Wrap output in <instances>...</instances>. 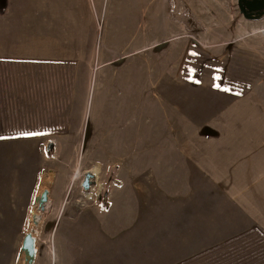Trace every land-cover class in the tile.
Here are the masks:
<instances>
[{
    "label": "rangeland",
    "instance_id": "1",
    "mask_svg": "<svg viewBox=\"0 0 264 264\" xmlns=\"http://www.w3.org/2000/svg\"><path fill=\"white\" fill-rule=\"evenodd\" d=\"M136 6L138 24L151 12L156 31L174 28L142 44L133 35ZM244 9L255 12L248 0H70V64H59L66 71L55 73L49 63H33V74L17 63L0 65L10 74L0 77V89L20 106L34 103L2 106L0 90V264H25L28 231L37 237L34 264L67 263L62 247L53 246L60 210L50 201L40 208L45 189L70 196V181L80 189L88 171L117 180L116 165L146 161L142 148L177 146L194 131L210 134L208 124L228 100L264 97V10ZM23 81L36 85L33 99L19 97ZM237 243L264 246L253 237ZM216 247L178 264H193ZM227 252L242 256V246ZM227 252L201 262L242 264ZM247 254V264H264Z\"/></svg>",
    "mask_w": 264,
    "mask_h": 264
},
{
    "label": "crops",
    "instance_id": "2",
    "mask_svg": "<svg viewBox=\"0 0 264 264\" xmlns=\"http://www.w3.org/2000/svg\"><path fill=\"white\" fill-rule=\"evenodd\" d=\"M83 9L86 18L90 4ZM134 18L142 44L174 28L156 31L151 12L138 24L137 6ZM15 63L28 74L38 70L33 63L67 70L59 64H70V0H0V65ZM2 76L10 74L0 68ZM22 83L19 97L33 99L36 85ZM0 90L2 106L21 105ZM224 108L208 124L210 134L148 145L145 162L115 166L117 180L95 178L89 190L70 181V196L49 190L50 207L60 210L53 246L62 247L66 264H178L212 246H248L230 243L245 234L264 236V97L248 93Z\"/></svg>",
    "mask_w": 264,
    "mask_h": 264
},
{
    "label": "water",
    "instance_id": "3",
    "mask_svg": "<svg viewBox=\"0 0 264 264\" xmlns=\"http://www.w3.org/2000/svg\"><path fill=\"white\" fill-rule=\"evenodd\" d=\"M249 6L255 11L262 13L261 10L264 8V0H249ZM95 175L88 171L85 173V178L82 181V186L85 190H89L91 185L94 183ZM49 189H45L40 198V208L41 210L46 209V205L49 202ZM22 252L25 254V264H34L37 254H38V244L37 237L30 231L26 232L24 235L22 246Z\"/></svg>",
    "mask_w": 264,
    "mask_h": 264
},
{
    "label": "trees",
    "instance_id": "4",
    "mask_svg": "<svg viewBox=\"0 0 264 264\" xmlns=\"http://www.w3.org/2000/svg\"><path fill=\"white\" fill-rule=\"evenodd\" d=\"M244 13L247 14V15H252V14H254L256 12H249V11H247V10L244 9ZM250 237H253L257 241V243H264V236L262 235L259 238L255 234H245L243 236H240L238 238H235L234 240H230V243H233V242H236L237 243L239 241H244V242H247L248 241L249 242V238ZM232 247H235V246H218V247L212 249L211 250L212 252L211 251L204 252L203 254H201L200 256L196 257L194 260H192V261H194L193 264H195V261L197 262L196 264H205V262H201L202 259H203V257H206V258H209L210 257L211 258L213 255L223 254L225 250H226V252L227 251H230V249ZM248 251L251 254L250 255V259H248V260L252 261L253 260L252 256H254V260L256 259L254 262L258 261L257 258L259 256L261 257L260 260H262V259L264 260V246H242V252H243L242 256H239L238 253H236V255L234 256L232 254V252H227V254L228 255L231 254V257H235L233 260H237V261H239V258L241 257V259H243L242 260L243 261L242 264H247V261L245 262V260L247 258H249L247 256L248 255L247 254ZM209 252H211V253H209ZM183 264H190V262H186V263H183ZM258 264H260V262H258Z\"/></svg>",
    "mask_w": 264,
    "mask_h": 264
},
{
    "label": "bare ground",
    "instance_id": "5",
    "mask_svg": "<svg viewBox=\"0 0 264 264\" xmlns=\"http://www.w3.org/2000/svg\"><path fill=\"white\" fill-rule=\"evenodd\" d=\"M76 174H78V173H76ZM76 176H77V175H76ZM40 217H41V216H40L39 214H36V215H35V220H39Z\"/></svg>",
    "mask_w": 264,
    "mask_h": 264
},
{
    "label": "snow or ice",
    "instance_id": "6",
    "mask_svg": "<svg viewBox=\"0 0 264 264\" xmlns=\"http://www.w3.org/2000/svg\"><path fill=\"white\" fill-rule=\"evenodd\" d=\"M32 133H20V135H31Z\"/></svg>",
    "mask_w": 264,
    "mask_h": 264
},
{
    "label": "flooded vegetation",
    "instance_id": "7",
    "mask_svg": "<svg viewBox=\"0 0 264 264\" xmlns=\"http://www.w3.org/2000/svg\"><path fill=\"white\" fill-rule=\"evenodd\" d=\"M248 1H249V0H248ZM262 10H264V8H263ZM262 10H261V11H262Z\"/></svg>",
    "mask_w": 264,
    "mask_h": 264
}]
</instances>
